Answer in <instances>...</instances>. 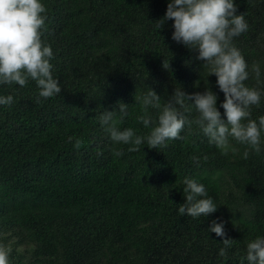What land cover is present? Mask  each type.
<instances>
[{
	"label": "trees",
	"instance_id": "16d2710c",
	"mask_svg": "<svg viewBox=\"0 0 264 264\" xmlns=\"http://www.w3.org/2000/svg\"><path fill=\"white\" fill-rule=\"evenodd\" d=\"M41 2L42 39L62 89L38 98L32 80L0 85V96H13L0 105V244L11 248L10 264H248L247 243L264 237V133L260 153L249 151L247 159L246 146L229 138L225 154L195 123L166 147L145 143L129 152L132 145L112 142L100 123L105 110L119 121L122 102L128 107L117 126L147 135L139 117L155 121L158 112H144L149 88L162 104L175 88L187 95L208 88L226 119L224 94L205 61L171 39L172 20L156 27L169 0ZM234 4L248 24L233 38L248 65L244 83L264 93V0ZM193 103L179 109L188 120L198 115ZM250 112L257 122L264 116V95ZM185 177L205 186L214 213H179ZM213 220L223 221L224 239L235 240L226 257L219 255L222 238L207 231Z\"/></svg>",
	"mask_w": 264,
	"mask_h": 264
},
{
	"label": "clouds",
	"instance_id": "9594fccd",
	"mask_svg": "<svg viewBox=\"0 0 264 264\" xmlns=\"http://www.w3.org/2000/svg\"><path fill=\"white\" fill-rule=\"evenodd\" d=\"M46 6L41 0H0V85H19L24 87L29 80L35 82L38 98H51L61 92L60 82L52 75V48L42 39ZM166 20H172L171 39L198 52L197 60H203L209 75H215L216 84L224 94L221 107L226 119L221 118L217 110V96L208 88L203 93L187 95L180 88H175L170 99L161 103V97L149 88L142 98L144 112L149 106L158 110L155 121L148 115L139 120L144 127L150 128L147 135H137L132 128L121 130L117 125L126 115L128 105L118 102L120 120L114 117L116 111L105 110L100 123L110 140L117 144L132 145L129 152L141 151L145 144L149 149L166 147V141L180 139L185 124L195 123L209 137L211 143L224 153L230 147V140L246 146L243 158L249 157V151L259 154L261 136L264 133V116L258 122L250 119V109L258 106L264 95L258 88L246 86L248 65L233 38L248 30L244 14H237L234 0H169L164 16L156 21L161 29ZM165 69L169 62H163ZM255 79H260V67L257 62L252 65ZM188 100L198 113L194 120H188L179 110ZM13 96H0V105H11ZM179 106V107H178ZM81 142L77 141L78 149ZM100 154V153H98ZM122 155L121 151L115 152ZM197 161L196 156L191 157ZM207 159V157H205ZM184 203L179 205L181 215L192 218L206 217L217 210V205L208 196L206 188L195 178L185 177ZM208 232L222 238L223 248L219 255L226 257V249L232 247L235 240L224 239L223 221H211ZM11 248L0 244V264H10ZM248 264H264V237L257 236L246 245Z\"/></svg>",
	"mask_w": 264,
	"mask_h": 264
}]
</instances>
